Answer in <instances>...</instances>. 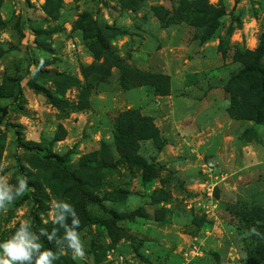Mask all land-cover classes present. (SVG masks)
<instances>
[{
    "label": "rangeland",
    "instance_id": "rangeland-1",
    "mask_svg": "<svg viewBox=\"0 0 264 264\" xmlns=\"http://www.w3.org/2000/svg\"><path fill=\"white\" fill-rule=\"evenodd\" d=\"M259 46L264 0H0V174L29 185L0 243L63 200L86 255L54 264H264Z\"/></svg>",
    "mask_w": 264,
    "mask_h": 264
},
{
    "label": "clouds",
    "instance_id": "clouds-1",
    "mask_svg": "<svg viewBox=\"0 0 264 264\" xmlns=\"http://www.w3.org/2000/svg\"><path fill=\"white\" fill-rule=\"evenodd\" d=\"M4 167L0 164V173H3ZM28 187L27 176L17 177V183L11 184L6 175L0 174V212H7L8 206L22 197ZM49 216L53 225L57 226L50 232L41 229L37 234L32 230L31 222H21L14 234L0 243V264H54L64 254L65 246L71 250L74 260L83 259L86 252L78 231L81 222L75 208L66 201L53 200ZM60 228L63 229V235L58 237ZM252 232L260 235L255 228ZM41 237H46L49 242L55 241L58 252L44 249L40 243Z\"/></svg>",
    "mask_w": 264,
    "mask_h": 264
},
{
    "label": "trees",
    "instance_id": "trees-1",
    "mask_svg": "<svg viewBox=\"0 0 264 264\" xmlns=\"http://www.w3.org/2000/svg\"><path fill=\"white\" fill-rule=\"evenodd\" d=\"M257 53H258L257 63L254 64L253 66L246 68L243 72H241L238 79L242 83L254 80L253 82L255 84H258L257 85L258 86L257 87V90H258L257 94H258V96L261 95V98H260L261 101H260V107L259 108L262 109L263 105H264V65L262 64V58L264 56V49H262L259 46V48L257 49ZM255 76H256V78H255ZM22 88H23L22 80H20V79L16 80L15 81V90H16V93L18 95H21ZM246 103H247V101H246ZM258 103H259V101H258ZM255 107H256V105L254 106V108ZM255 111H256V114L258 115V111L256 109H255ZM254 120L256 121V119H254ZM9 127H11L14 130L15 135L17 137L18 147L20 149H22L23 151H29V152H33L36 150L34 148H31L29 145L24 144L21 141L19 126L10 124ZM56 162L58 165H60L62 167H64V165H65L64 161L61 159H57ZM136 164L139 167L143 168L145 171L148 170V168L150 167V165L148 163L143 162V161L136 162ZM33 216H34V219H36L35 221H37L36 211H34ZM32 230L34 232H37L36 227H32ZM37 234H39V233L37 232ZM40 242L44 243L47 246L45 238L41 237Z\"/></svg>",
    "mask_w": 264,
    "mask_h": 264
}]
</instances>
